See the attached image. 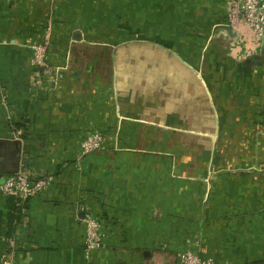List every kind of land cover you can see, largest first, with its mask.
Here are the masks:
<instances>
[{
  "label": "crops",
  "instance_id": "crops-1",
  "mask_svg": "<svg viewBox=\"0 0 264 264\" xmlns=\"http://www.w3.org/2000/svg\"><path fill=\"white\" fill-rule=\"evenodd\" d=\"M226 4L0 0V180L23 154L52 175L19 211L0 193V264H178L186 246L264 264V39ZM95 130L102 147L81 155ZM79 204L103 234L88 252Z\"/></svg>",
  "mask_w": 264,
  "mask_h": 264
},
{
  "label": "built area",
  "instance_id": "built-area-1",
  "mask_svg": "<svg viewBox=\"0 0 264 264\" xmlns=\"http://www.w3.org/2000/svg\"><path fill=\"white\" fill-rule=\"evenodd\" d=\"M226 15L229 24L233 27L241 26L246 32V37L254 43L257 44L264 39V0H227ZM52 30L51 22L47 21L42 41L31 44L32 80L37 86H41L44 78L52 71L47 63ZM11 130L15 132V136L20 133L13 125ZM105 139V134L101 131L95 130L88 133L79 143V153L85 155L100 149ZM51 181V174L33 173L23 154L20 167L0 180V193L4 198L11 197L17 202H24L43 190ZM78 210L82 214L81 219L85 225L83 240L85 251L102 247L103 234L97 216L84 204H79ZM176 258L178 264H215L211 257L202 256L200 252L188 246L180 249L176 253Z\"/></svg>",
  "mask_w": 264,
  "mask_h": 264
},
{
  "label": "trees",
  "instance_id": "trees-1",
  "mask_svg": "<svg viewBox=\"0 0 264 264\" xmlns=\"http://www.w3.org/2000/svg\"><path fill=\"white\" fill-rule=\"evenodd\" d=\"M12 200V199H11ZM16 202V200H12V203H13V207H14V209L15 210H17V211H19V209H18V207H17V204L15 203ZM16 206V207H15Z\"/></svg>",
  "mask_w": 264,
  "mask_h": 264
},
{
  "label": "water",
  "instance_id": "water-1",
  "mask_svg": "<svg viewBox=\"0 0 264 264\" xmlns=\"http://www.w3.org/2000/svg\"><path fill=\"white\" fill-rule=\"evenodd\" d=\"M74 35H75L76 37L79 36L77 31L74 33Z\"/></svg>",
  "mask_w": 264,
  "mask_h": 264
}]
</instances>
